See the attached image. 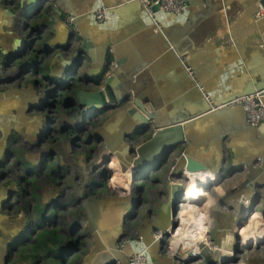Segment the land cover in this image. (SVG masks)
<instances>
[{
	"label": "crops",
	"instance_id": "0c3cea01",
	"mask_svg": "<svg viewBox=\"0 0 264 264\" xmlns=\"http://www.w3.org/2000/svg\"><path fill=\"white\" fill-rule=\"evenodd\" d=\"M62 1L61 18L57 23L49 25L46 31L47 40L55 46H62L67 41L71 27L78 36L89 41L93 62L87 59L80 69V77L89 79L86 77L88 70L97 73L98 60L104 54L107 58L105 65L107 63L109 67L102 66L101 73L107 72L110 66L114 70L119 69V66L114 65L115 57L123 61L130 58L124 70L126 72L138 70L134 72L137 77L136 87L155 99L160 111L166 114V120L193 121L186 132L188 139L175 146V152L169 160L153 168L150 179L141 184L147 186V188L144 186L142 191L141 188L138 189L141 201L135 195L136 188L131 186L133 171L128 170L127 174H121L117 159L109 155L103 138L98 137L94 131L115 111L105 112L103 116L91 122L90 133L86 135L84 133L83 136L88 141L86 144L88 152L84 151L81 154L88 153L90 158L91 152L102 145L104 155L98 162L106 163V166L112 168L113 180L119 184L123 183L118 192L108 195H101L100 191L96 196L91 194L92 196L88 197L86 190L83 189L87 200L105 201L98 208L99 228L105 231L107 236L124 224L122 230L126 237L117 245L121 247L124 240H129L131 247L134 248L133 242L137 241L143 221L149 218L154 220L157 214L155 207L157 201L165 202L169 198V193L164 190L165 184L172 182L191 184L190 175L184 173L182 180H176L172 178L171 172L177 160V152L193 149L197 159L205 163L213 175L203 174L194 178L192 176V179H205L211 176L215 178V182L201 183V186L208 185L207 189L201 190V186L197 187L201 201L189 202L184 199L189 204L194 202L196 205L183 206L180 219L188 223L192 218L203 216L207 226L210 225L207 235L210 244L214 249H220L217 251L219 256L226 257L224 251L234 248L239 241L235 231L238 220H244L245 214L252 215L248 217L251 219V228L254 218L258 220L257 222L260 219L264 222V174L259 179L261 181L259 201L250 196L232 198L230 194L231 189L246 174L248 164L254 163L258 156L264 154V124L244 128L242 125L248 127L244 112L234 107L231 108L228 118L231 129L223 136L224 126L221 120L225 118L203 111L211 103H222L229 97L252 91L260 82L259 75H264V16L256 15L257 0H186L187 8L184 13L173 15L156 12L155 21L134 0ZM98 8L106 9V19L103 22H97L95 18L94 12ZM67 16L73 17L75 24L68 26L65 23ZM7 17L5 14L0 15L1 64L5 58L2 53L11 52L20 44V39L26 40V33L17 31L11 34L12 29L7 26L9 24ZM44 52L48 54L46 62H53L58 66L57 61H63L64 54L61 56L58 49L53 48L52 51ZM33 63L34 58L31 55L16 60L6 72H3L7 79L12 81L0 84V159L2 158L0 175L5 176L0 179V229L11 232V240L18 237L8 244L13 250L10 264H61L59 256L60 253L66 256V243L70 242L68 238L72 230L76 231V238L80 244V250L70 254L72 264H83V259L92 250L94 242L86 231V216L82 213V201H78L76 186H80L83 179L88 176L89 158L85 156L77 158L73 153L62 158L71 167L68 172L65 171V166L64 170L58 171V175H62L67 181V183L61 181L60 186L56 178L58 175L54 176L56 182H52V171L46 169L13 172L16 162H20L21 158L23 162L26 161V156H32L39 162L46 159L44 155H50L54 150L66 153L64 145L60 142H56L54 146L56 148L53 149L51 137L48 142L41 137L43 123L47 117L46 126L53 119L54 129L62 123L60 126L67 127V123H64L66 118L60 120L57 113L60 112V105L64 103V97L66 101V97L70 96V91L64 89V93L58 94L59 101H55L52 106L39 105V108H36L39 96L41 94L46 96L49 87L42 84L40 93L33 89L32 83L39 80V77L32 73ZM22 69H25V73L21 78L19 75ZM133 80L131 76V82ZM196 84L203 90H199ZM78 88L90 90L85 86ZM116 91L118 95L121 94V85L116 87ZM68 103L70 102L66 104ZM66 104L62 108L65 112L60 113L69 112ZM76 113L81 114V111ZM67 118L70 122L69 116ZM116 128L117 126H114L115 130ZM61 129L56 131L57 135L53 137L56 138L55 141L60 137L67 138ZM114 129L113 126L109 127L105 136L115 144ZM4 130L11 134L6 143L2 142ZM149 136V134L137 136L136 145L144 143ZM219 170H222L220 179L217 176ZM22 173L25 176L24 181L19 179ZM118 174L123 177V182ZM12 188L14 190L12 196L5 199ZM23 190L26 193L27 205L22 202ZM128 192L133 193L132 197L136 204L140 203L133 211V205L126 202L123 206L117 200L128 199ZM54 193L60 195L57 200ZM240 198H243L242 203L239 201ZM2 199L5 200L1 203ZM248 203L253 204L254 208L245 213L244 208ZM52 208L57 210V220L49 219L52 213L49 211ZM41 210L44 211L43 214L38 213ZM124 213L137 214V217L123 223ZM69 215H73V218L67 221L66 217ZM60 218L65 221H59ZM188 235L179 239L175 234L177 239L170 243L172 251L160 254L171 258L175 245L187 242ZM135 248H141V244ZM239 248L240 251L236 255V259L239 260L237 264H264V242L258 246L251 245L248 250L240 246ZM173 262L161 259L154 264H177Z\"/></svg>",
	"mask_w": 264,
	"mask_h": 264
},
{
	"label": "water",
	"instance_id": "95a60500",
	"mask_svg": "<svg viewBox=\"0 0 264 264\" xmlns=\"http://www.w3.org/2000/svg\"><path fill=\"white\" fill-rule=\"evenodd\" d=\"M261 9L264 10V0H257L256 15ZM157 11V6H154L153 12ZM62 12V0L58 2L56 0H0V15L5 14L8 16L9 24L7 26L12 29L11 34H15L17 31L26 33V40L20 39V44L16 48H13L11 52L7 54L2 53L5 58L3 64L0 63V84L12 81L8 80L6 74L3 73L6 72L12 63L23 56L31 55L34 58L32 73L38 77L43 75L41 80L39 79L32 83L33 89L37 93H40L42 84L49 87L46 99L43 94L39 96V105L43 99L48 101L51 93L58 92L60 90L59 86L64 82L65 86L63 90L69 89L70 91V96L66 97V101L70 102L68 104L72 106L67 116L71 119L75 113V118L81 122L82 127H85V124L90 125L92 121L98 119L101 115L103 116L105 112L115 111L102 125L97 126L94 131L98 137L103 138L105 148L108 149L110 156L113 155L117 159L119 167L123 171H133L131 186H134L137 191L141 187V184L150 179L153 168H157L160 164L167 162L175 152L174 147L188 139L186 132L192 126L193 121L188 122V120L181 119L166 120V114L160 111V108L155 104V99L151 95H145L143 91L138 90L136 87L135 82L137 77L134 72L136 73L138 70L135 69L134 72H126L124 70L130 58L123 61V59L118 60L115 57L114 65L119 66V69L114 70L110 66L107 72L104 73L103 71L101 73L102 66L105 65L107 60L106 54H104L98 60V65L96 66L98 67L97 73L88 70L86 77L89 79L80 77V69L84 66L87 59L89 62H93V57L90 56L91 47L89 46V41L82 36H78L76 32L71 30V27L67 41L62 46H55L47 40L46 31L49 25L57 23L61 18ZM65 23L68 26L72 23L75 24L74 18L73 22L69 23L65 20ZM53 48L58 49L61 56L64 54L63 61H57L58 66L53 62H46L48 54L46 55L44 50L52 51ZM163 49H165V46ZM38 65L41 66L38 67ZM105 66L109 67V64L106 63ZM96 67L95 69H97ZM24 73L25 69H22L19 76L23 77ZM99 75L100 77H97ZM131 76L134 78L133 82H131ZM259 80L260 82L254 86L252 91L245 92L243 95L229 97L222 103H211L203 111L204 113L210 112L211 115H220L222 116L221 118H225L221 120L224 126L223 136L231 129V123L228 121L231 108L237 107L243 110L239 104L228 105L230 101L240 96L262 92L261 101L264 103V75H259ZM119 85L122 88L120 95L116 91V87ZM80 86L89 87L90 90L79 89L78 87ZM196 86L199 90H203L199 84H196ZM57 94L61 93L58 92ZM76 108L81 111V114L74 111ZM39 118L41 119L40 116ZM111 126H113V129L114 126H117L116 130L114 129L115 144L112 140L110 142L108 137L105 136L107 135V129ZM242 126L247 129L251 125L248 124V127ZM147 134L150 135L149 139L140 145H136L137 136H146ZM10 135L7 130L2 131V142L6 143ZM80 139L78 130L75 137L68 138V142L70 146H73V142ZM60 140L66 148V138L60 137ZM177 153V160L171 172L172 178L182 180L184 173L194 175L195 177L203 174L213 175L210 172V168L197 159V155L193 149H184ZM3 155L4 153H2ZM98 164L100 165V163ZM98 164H92L88 168V176L83 179L80 186H76L78 201H82V213L86 216V231L92 236L94 242L92 250L83 259V264L92 261L96 262V264H128L129 257L137 253H143L147 258L148 264H154V262L161 259H166L171 263L174 261L173 263L177 264L238 263L239 260L236 259L235 255L239 251V246L241 247L239 241L234 245V248L224 251L227 255L226 257L217 254V251H220V249H200L199 253L194 256L188 251L185 253H175L174 255L172 254L171 258L160 254L170 253V238L179 228L181 214L177 216V213L182 211L179 207L181 203L180 199L190 186V184L177 182L165 184L164 190L169 193V198L165 202L157 201L155 205L157 210L156 217L154 220L149 218L143 221L138 231L137 241L133 242L134 248L131 247V241L129 240H124L121 247H118L120 241L126 237V234H123L122 230L124 224L118 226L117 231H113L105 236L106 232L99 228L98 223L100 213L98 208L105 201L99 199L93 201L87 200L83 192L84 187L92 185L90 183V174L96 170ZM221 172L222 170H219L217 174L219 179ZM245 173L236 186L231 189L230 194L232 198L250 196V198L259 201V190L261 189V181L259 179L264 174V154L258 156L254 163L248 164ZM3 178L5 176L0 175V179ZM197 185L200 187L201 183L198 182ZM13 191L12 188L5 199L10 198ZM132 194L128 192V199L119 198L117 200L123 206L126 205V202L133 205V211L136 205L140 203L136 204ZM5 199H2L1 203ZM242 199L240 198L239 201H242ZM241 205L244 206V204ZM128 208L126 211H128ZM253 208L252 204L250 209L245 211L244 208V211L248 213ZM136 217L137 214L124 213L122 217L123 223L125 220H135ZM10 235H12L11 232L0 229V264H10L12 261L13 250L8 244L18 237L11 240ZM140 244L141 248L136 249L135 246Z\"/></svg>",
	"mask_w": 264,
	"mask_h": 264
},
{
	"label": "rangeland",
	"instance_id": "374dc122",
	"mask_svg": "<svg viewBox=\"0 0 264 264\" xmlns=\"http://www.w3.org/2000/svg\"><path fill=\"white\" fill-rule=\"evenodd\" d=\"M42 76L43 75L39 76L40 80H41ZM64 86H65V83L63 82L59 86L60 90L58 92L64 93L63 92ZM58 92L53 93L54 96H58V94H57ZM44 98L46 99V96H44ZM45 99H43L41 101L40 105L41 106L45 105V106L49 107V105L47 104V100H45ZM67 102L68 101H64V103L62 105H60V108H59L60 112H65L62 108H63V105L66 104ZM71 107L72 106L70 104L67 105L68 111L71 109ZM36 108H39V104L36 106ZM74 111L77 112V111H79V109L76 108V110H74ZM60 112L57 113V117L60 120L65 117L66 118V122H64V123H67V128L69 129V131L72 133V135H76L77 131L79 130V138H82L83 141L79 142L81 139L78 140V141H74L73 142V146H70V144L68 142V138H69L68 137V138H66V148H65L66 149V153L63 152L62 150H60V152H59V150H54L53 153H51L50 155H44V158L46 157V159H43V160H41L39 162L37 160L35 161L32 156H26V161H24V162H23V159L21 158V159H19L20 162H16V167L13 168V172L14 173H15V171H18L17 173H19V171L22 172V171L27 170V169H31V170H33V169H36V170L46 169L48 171H52L51 180H52V182H56L55 179H54V176L58 175V171H60V170L62 171V170L65 169V171L68 172L70 170V167H71L70 164L67 165L68 162L67 163L64 162L65 160H62V158H65V156L68 157V155L72 154V153L77 158L83 157V156H85V158H89V154L88 153L87 154H84V153L81 154V152H84V151L88 152V146L86 145V144H88V141L86 139H84L83 136H84V133H85V135H86V133H90V131L92 129V126L85 124V127H82L81 126L82 125L81 122L77 121V119L75 118L76 117L75 113L72 115V117L70 119V122H67L68 121V118H67V114L68 113H63L62 114ZM47 119H48V117H47ZM47 119H45V122L43 123L44 130L42 132L43 136L41 138H43V140H46V142H48L49 139L45 138V136L46 137H51L52 146H53L52 148L55 149L56 147H54V146H55L56 142H60L61 145L63 144V142L60 140V138H58L56 141H55L56 138H53L54 135H57L56 131H59L61 128H63L62 126H60L63 123L59 124V127L57 126L58 128L56 127V129H54V127H53V122H54L53 119H52V121L49 122V125L46 126ZM46 127H48L47 130H46ZM82 128H84L83 131H81ZM70 138H72V137H70ZM56 151H58L59 153L56 152ZM102 151H103L102 145H99L98 147H96L91 152V155H90V158H89V160L87 162V165L91 166L94 163L98 164L99 163L98 161H100V158L103 157V155H104L102 153ZM64 166H65V168H64ZM97 166L98 167L96 168V170L93 171L91 173V175H90V183H92V185L86 186L87 188L85 189V190H89V191H87L88 197H91L93 194H94L93 196H96V194L100 193V191H101V195H108V194H112V193L118 192L120 190L122 184H119V183H117V182H115L113 180L114 173H113L112 168H110L109 166H106V163H103V164H100V165L98 164ZM23 173H25V172H23ZM23 173L20 174V177H19L20 181H24L25 180V176H24ZM54 173L56 175H54ZM56 178H57L58 186L61 185V183H62L61 181H64V183H67L65 177L62 178V175L61 176L58 175ZM145 185L146 184L140 185L141 186L140 187L141 191L143 190L142 188ZM93 186L95 188H93ZM145 187L147 188V186H145ZM207 187H208V185H203L200 188L203 190V189H207ZM91 190L95 191V192L97 191V192L93 193L91 195L90 194ZM54 197H55V200H57V198L60 197V195H57V193H54ZM88 197H86V198H88ZM55 210H54V208H52V210L49 211V212H52L50 214V218L49 219H53V220L56 219L57 210H56V212H55ZM43 212H44L43 210L38 211L39 214H43ZM71 218H73V215L67 216L66 220L69 221V220H71ZM59 221L64 222L65 220L63 218H60ZM53 223H54V221H53ZM186 225H187V222H183L182 225H180V226H181V228H184ZM26 234H27V232H26ZM54 239H55V236L53 235V240ZM60 239L61 238H58V240H60ZM170 239L173 240L172 237ZM184 243H185V241H184ZM66 245H67L66 250H65V252H66V256L65 257L66 258L64 256H62V259H61L62 263L61 264H65V263L72 264V260H71V257H70L71 243L70 242L66 243ZM250 246H251V243L249 241H246V243L244 245L245 250H248V248ZM254 248H256V247H254ZM53 253H55V252H53ZM57 253L58 252H56L55 254H57Z\"/></svg>",
	"mask_w": 264,
	"mask_h": 264
},
{
	"label": "built area",
	"instance_id": "2783aa9c",
	"mask_svg": "<svg viewBox=\"0 0 264 264\" xmlns=\"http://www.w3.org/2000/svg\"><path fill=\"white\" fill-rule=\"evenodd\" d=\"M136 1L144 11L152 18L153 21L154 15L156 12H153V7L157 6V12H166L173 15H180L185 12L187 8L186 0H134ZM95 18L97 22H103L106 19V9L98 8L94 12ZM264 16V10H259L257 13V17ZM66 21L71 23L73 22V18L71 16L66 17ZM190 74V71H189ZM22 78V77H21ZM21 78H18L19 80ZM262 92H255L253 94L240 96L228 103V105H236L239 104L242 106L245 119L248 124L251 126H257L260 123L264 124V103L261 101ZM83 139L79 142H82ZM188 176V175H187ZM202 190V189H201ZM185 197L181 196L179 207L182 209L183 206L189 205L190 207H194L196 204H189ZM201 201V200H200ZM199 202V201H197ZM242 202V201H241ZM252 205L250 203L245 206V211L250 209ZM246 213V212H245ZM179 212L177 216H179ZM252 215H244V220H238L235 225L236 234L239 236V243L241 248H244L246 241H249L251 245L258 246L259 244L264 242V222L260 219L257 222V219H253V228L250 227L251 219L248 217ZM182 219V218H181ZM180 219L179 228L183 229V231L189 233L188 242L181 243L180 245H175V253H185L186 251L191 252V255H197L200 249H208L213 250V246L210 244L207 235L209 231V226L203 222V219L200 218H192L189 220L187 225L184 228H181V223L183 222ZM249 224V226H248ZM205 226V228H204ZM203 228L205 229L204 234H201ZM193 236V237H192ZM173 238V237H172ZM172 240L170 239V243ZM170 251L172 248L170 247ZM128 264H148L147 258L143 253L132 254L128 259Z\"/></svg>",
	"mask_w": 264,
	"mask_h": 264
},
{
	"label": "bare ground",
	"instance_id": "6f19581e",
	"mask_svg": "<svg viewBox=\"0 0 264 264\" xmlns=\"http://www.w3.org/2000/svg\"><path fill=\"white\" fill-rule=\"evenodd\" d=\"M110 160H107V162H109ZM120 169V172H121V174H127V171H123L121 168H119ZM119 175V174H118ZM120 176V175H119ZM123 176H127V177H129V175H123ZM132 176H133V174H132ZM131 176V177H132ZM192 176H193V178L195 177L194 175H190L189 176V178H191V184H190V186H189V189H188V191H187V193H185L184 195H182L183 197H186L185 199L187 200V201H189L190 202V200L191 201H198V200H200L201 198H200V196H198V194H199V188H197L198 187V185H197V183L199 182V183H203V184H207V183H210V182H215V178H213V177H211V176H207V178H205V179H192ZM123 178V177H122ZM121 178V176H120V180H121V182H123V179ZM204 178V177H203ZM203 180V181H202ZM118 181V180H117ZM123 184V183H122ZM194 203V202H193ZM200 218H202L203 219V222L206 224V220H205V218L203 217V216H200L198 219H200ZM207 225V224H206ZM204 228H205V226H204ZM203 228V230H202V233L204 234V232H205V229ZM177 230H179V231H177ZM176 231H177V233H176V231H175V233L172 235V237H173V240H176L177 238H179V239H182L185 235H187V234H189V233H187V232H185V231H183V229H177ZM201 233V234H202ZM176 234V236H177V238H176V236H174ZM190 235V234H189ZM193 237V236H192ZM189 240V239H188ZM188 240H187V242H188ZM180 243H182V242H180Z\"/></svg>",
	"mask_w": 264,
	"mask_h": 264
},
{
	"label": "trees",
	"instance_id": "16d2710c",
	"mask_svg": "<svg viewBox=\"0 0 264 264\" xmlns=\"http://www.w3.org/2000/svg\"><path fill=\"white\" fill-rule=\"evenodd\" d=\"M56 101V96H54V94L53 93H51V95H50V97L48 98V105L50 106H52L53 104H54V102ZM68 105V104H67ZM84 130V128H82V130L81 131H83ZM62 133L64 134V135H66L67 137H75V135H72V133L69 131V129L68 128H66V127H64L63 129H62ZM84 139H86V137H84ZM23 195H22V202H23V204H25V205H27V200H26V193H24V190H23V193H22ZM135 195L136 196H138V200L139 201H141V193H140V191H136L135 192ZM74 234H75V231H74V233L71 235V236H69V241H70V243H71V252H70V254H74V253H77L79 250H80V244H79V240L77 239V238H75V236H74ZM239 251H240V248H239ZM239 251L237 252V254L236 255H238V253H239ZM235 255V256H236ZM60 259H62L61 257H62V254L60 253Z\"/></svg>",
	"mask_w": 264,
	"mask_h": 264
},
{
	"label": "flooded vegetation",
	"instance_id": "af4514ba",
	"mask_svg": "<svg viewBox=\"0 0 264 264\" xmlns=\"http://www.w3.org/2000/svg\"><path fill=\"white\" fill-rule=\"evenodd\" d=\"M56 101H57V102L59 101V98H57V96H56ZM45 138L49 139V137H46V136H45ZM86 188H87V187H85V189H86ZM87 191H89V190H86V193H87ZM93 193H94V192L91 190V191H90V194H93ZM57 218H58V215L56 216V220H57ZM73 233H74V230L71 231V233H70L69 236H71ZM76 235H77V234H76V231H75V234H74L75 238L77 237ZM68 239H69V238H68Z\"/></svg>",
	"mask_w": 264,
	"mask_h": 264
}]
</instances>
